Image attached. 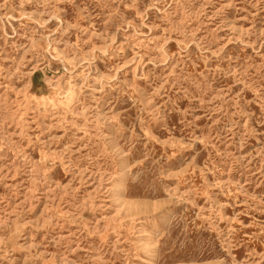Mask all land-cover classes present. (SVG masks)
Masks as SVG:
<instances>
[{"label": "rangeland", "instance_id": "rangeland-1", "mask_svg": "<svg viewBox=\"0 0 264 264\" xmlns=\"http://www.w3.org/2000/svg\"><path fill=\"white\" fill-rule=\"evenodd\" d=\"M0 264H264V0H0Z\"/></svg>", "mask_w": 264, "mask_h": 264}, {"label": "bare ground", "instance_id": "bare-ground-1", "mask_svg": "<svg viewBox=\"0 0 264 264\" xmlns=\"http://www.w3.org/2000/svg\"><path fill=\"white\" fill-rule=\"evenodd\" d=\"M60 97V96H59ZM40 99H42V98H40ZM46 100V99H45ZM44 103V102H43ZM46 103V102H45ZM39 104V103H38Z\"/></svg>", "mask_w": 264, "mask_h": 264}]
</instances>
